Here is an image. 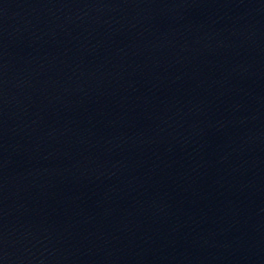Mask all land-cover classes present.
Masks as SVG:
<instances>
[{
	"label": "water",
	"instance_id": "water-1",
	"mask_svg": "<svg viewBox=\"0 0 264 264\" xmlns=\"http://www.w3.org/2000/svg\"><path fill=\"white\" fill-rule=\"evenodd\" d=\"M0 264H264V0H0Z\"/></svg>",
	"mask_w": 264,
	"mask_h": 264
}]
</instances>
